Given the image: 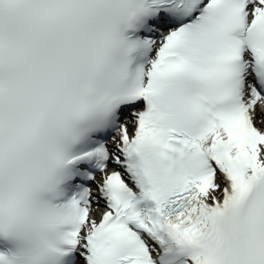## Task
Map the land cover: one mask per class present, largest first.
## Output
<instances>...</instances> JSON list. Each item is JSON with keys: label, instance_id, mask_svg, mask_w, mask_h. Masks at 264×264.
<instances>
[{"label": "snow or ice", "instance_id": "snow-or-ice-1", "mask_svg": "<svg viewBox=\"0 0 264 264\" xmlns=\"http://www.w3.org/2000/svg\"><path fill=\"white\" fill-rule=\"evenodd\" d=\"M0 264H264V0H0Z\"/></svg>", "mask_w": 264, "mask_h": 264}]
</instances>
